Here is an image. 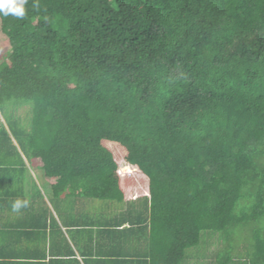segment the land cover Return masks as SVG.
<instances>
[{
    "label": "trees",
    "instance_id": "obj_1",
    "mask_svg": "<svg viewBox=\"0 0 264 264\" xmlns=\"http://www.w3.org/2000/svg\"><path fill=\"white\" fill-rule=\"evenodd\" d=\"M25 10L0 15V168L22 152L55 195L127 207L147 264H182L204 232L224 236L215 264H264V227L245 257L229 246L264 218V0Z\"/></svg>",
    "mask_w": 264,
    "mask_h": 264
},
{
    "label": "crops",
    "instance_id": "obj_2",
    "mask_svg": "<svg viewBox=\"0 0 264 264\" xmlns=\"http://www.w3.org/2000/svg\"><path fill=\"white\" fill-rule=\"evenodd\" d=\"M20 154L23 168H0V264L148 263L144 234L121 222L127 207L55 195L41 170ZM17 200L27 206L13 210Z\"/></svg>",
    "mask_w": 264,
    "mask_h": 264
},
{
    "label": "rangeland",
    "instance_id": "obj_3",
    "mask_svg": "<svg viewBox=\"0 0 264 264\" xmlns=\"http://www.w3.org/2000/svg\"><path fill=\"white\" fill-rule=\"evenodd\" d=\"M5 40V36L0 30V61H3L7 54ZM14 113L18 118L24 120L29 113L28 121H30V106L20 107L14 111ZM2 124L5 125V122ZM259 227H264V218L260 222L249 223L245 227L234 231V235H232L230 240L231 244H229V246H234V250L231 253L233 257H245L246 253L248 252L249 245L252 242V232L254 229L256 230ZM223 237V234L204 232L200 245L197 248L190 249L187 252L186 259L182 264H215L216 255L222 250L220 238ZM229 246L226 247L228 248Z\"/></svg>",
    "mask_w": 264,
    "mask_h": 264
},
{
    "label": "clouds",
    "instance_id": "obj_4",
    "mask_svg": "<svg viewBox=\"0 0 264 264\" xmlns=\"http://www.w3.org/2000/svg\"><path fill=\"white\" fill-rule=\"evenodd\" d=\"M27 0H0V15H12L16 18H23L26 14L25 4ZM27 201L17 200L13 204V210H19L21 207L27 206Z\"/></svg>",
    "mask_w": 264,
    "mask_h": 264
},
{
    "label": "built area",
    "instance_id": "obj_5",
    "mask_svg": "<svg viewBox=\"0 0 264 264\" xmlns=\"http://www.w3.org/2000/svg\"><path fill=\"white\" fill-rule=\"evenodd\" d=\"M2 123H4V119H3L2 114L0 112V124H2Z\"/></svg>",
    "mask_w": 264,
    "mask_h": 264
}]
</instances>
